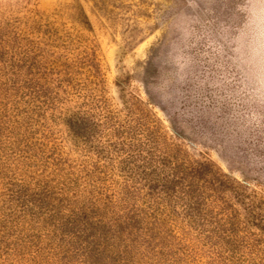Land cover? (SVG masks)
<instances>
[{
	"label": "rangeland",
	"instance_id": "rangeland-1",
	"mask_svg": "<svg viewBox=\"0 0 264 264\" xmlns=\"http://www.w3.org/2000/svg\"><path fill=\"white\" fill-rule=\"evenodd\" d=\"M0 264H264V0H0Z\"/></svg>",
	"mask_w": 264,
	"mask_h": 264
}]
</instances>
